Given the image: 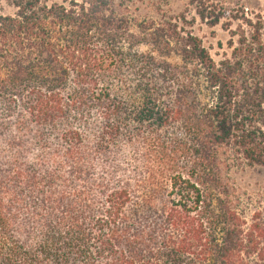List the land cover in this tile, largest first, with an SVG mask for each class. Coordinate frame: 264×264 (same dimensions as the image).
<instances>
[{"label": "trees", "instance_id": "16d2710c", "mask_svg": "<svg viewBox=\"0 0 264 264\" xmlns=\"http://www.w3.org/2000/svg\"><path fill=\"white\" fill-rule=\"evenodd\" d=\"M128 1L0 0V264H264L224 175L264 167V15L200 4L215 60Z\"/></svg>", "mask_w": 264, "mask_h": 264}, {"label": "rangeland", "instance_id": "374dc122", "mask_svg": "<svg viewBox=\"0 0 264 264\" xmlns=\"http://www.w3.org/2000/svg\"><path fill=\"white\" fill-rule=\"evenodd\" d=\"M213 8L215 15L221 8L244 9L249 16L264 15V0H143L128 1L124 12L131 17L133 24H155L163 30L179 24L186 31L199 36L215 60H220L224 51H229L230 31L225 30L226 18L214 25L215 17L203 19L199 15L200 4ZM14 8L0 3V14H13ZM208 12V11H207ZM235 27V25H233ZM142 50H146L143 46ZM178 60L177 58H174ZM226 181L235 194V205L249 222L257 210L264 209V167L249 166L239 161L224 171Z\"/></svg>", "mask_w": 264, "mask_h": 264}]
</instances>
